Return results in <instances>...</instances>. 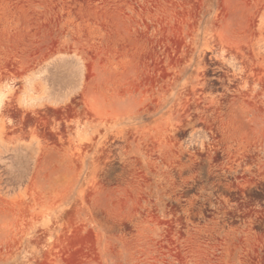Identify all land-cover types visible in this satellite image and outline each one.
Wrapping results in <instances>:
<instances>
[{
	"label": "rangeland",
	"instance_id": "rangeland-1",
	"mask_svg": "<svg viewBox=\"0 0 264 264\" xmlns=\"http://www.w3.org/2000/svg\"><path fill=\"white\" fill-rule=\"evenodd\" d=\"M0 264H264V0H0Z\"/></svg>",
	"mask_w": 264,
	"mask_h": 264
}]
</instances>
